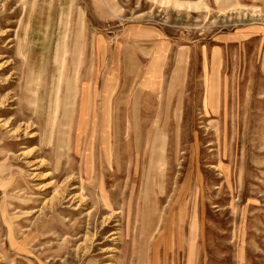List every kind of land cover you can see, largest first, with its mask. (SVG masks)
Here are the masks:
<instances>
[{
	"label": "rangeland",
	"instance_id": "374dc122",
	"mask_svg": "<svg viewBox=\"0 0 264 264\" xmlns=\"http://www.w3.org/2000/svg\"><path fill=\"white\" fill-rule=\"evenodd\" d=\"M0 264H264V0H0Z\"/></svg>",
	"mask_w": 264,
	"mask_h": 264
},
{
	"label": "bare ground",
	"instance_id": "6f19581e",
	"mask_svg": "<svg viewBox=\"0 0 264 264\" xmlns=\"http://www.w3.org/2000/svg\"><path fill=\"white\" fill-rule=\"evenodd\" d=\"M9 122V121H8ZM7 124H9V123H7ZM12 126V125H11ZM8 127V126H7ZM14 134V133H13ZM53 184V183H52Z\"/></svg>",
	"mask_w": 264,
	"mask_h": 264
}]
</instances>
